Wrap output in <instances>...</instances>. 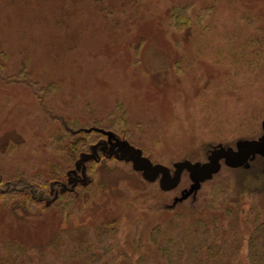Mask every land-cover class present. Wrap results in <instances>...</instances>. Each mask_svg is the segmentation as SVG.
Returning a JSON list of instances; mask_svg holds the SVG:
<instances>
[{"label": "rangeland", "instance_id": "1", "mask_svg": "<svg viewBox=\"0 0 264 264\" xmlns=\"http://www.w3.org/2000/svg\"><path fill=\"white\" fill-rule=\"evenodd\" d=\"M0 175L73 192L1 197L0 264L12 243L30 264H162L149 228L192 216L248 232L264 219V0H0Z\"/></svg>", "mask_w": 264, "mask_h": 264}, {"label": "trees", "instance_id": "2", "mask_svg": "<svg viewBox=\"0 0 264 264\" xmlns=\"http://www.w3.org/2000/svg\"><path fill=\"white\" fill-rule=\"evenodd\" d=\"M111 124L112 126L117 125L115 122ZM88 133L89 132H85L87 137L90 135V133ZM91 162L94 163L93 160ZM64 173L68 177V173L63 172V175ZM3 178L4 176L0 175V198H16V196H21L25 198V201L28 200L30 203L48 206L47 204L51 202L65 203L64 199L68 200V194L73 193L67 190L61 191L58 188L59 182L56 180L52 182L51 178L43 179L38 177L36 178L38 180L37 183L33 184H22L19 180L5 182ZM230 178L229 176L219 178L215 182L214 189H216V186L223 187L221 193L225 195L227 192L236 191L235 188H231L228 184ZM180 182L181 181H179L178 185ZM48 188L52 195L46 191ZM35 189L37 190L35 191ZM242 191L249 192L250 190L242 189ZM240 192L241 191H238L237 194ZM66 203L68 204L67 201ZM253 214L254 220L248 232L244 234H242V231L239 234L237 225L221 229L215 223L217 217H215L214 214H209L207 216H192L188 218V224H186L179 233L174 234L168 232V226L166 229H162L160 223L155 224L149 228V238L151 239L149 240L151 244H155L157 252L160 253V255H158L161 257V260H163L162 264H230V257L238 256L237 248L240 245L239 241L245 236L246 262L240 258H234L235 264H264V219H258L260 214L257 209L253 210ZM177 215H180V213H177ZM190 215H192V213ZM187 217H189V215ZM210 224L212 225L211 228ZM141 225L138 222L134 229L133 236H136V234L138 236L140 234V230L142 229H140ZM102 230L103 229H101L100 232ZM163 230H165V232H163ZM72 232L73 234L76 233L75 236L81 237V235L78 234L80 232ZM56 240L58 241V237ZM98 243H100V240ZM231 245H234V250L233 247L231 248ZM19 247H21L22 250L24 248V246L19 243H12L9 247L8 255L1 258L2 261H9V263L11 261V264H30L31 261H29V258L26 259L25 255L19 256V254H16ZM57 247H59V245H57ZM82 248L85 249L87 247L84 248V246H82ZM227 248H230V251ZM22 250L21 253H23ZM18 260L20 261L18 262ZM136 261L137 264H158L155 261H149L143 254L140 255Z\"/></svg>", "mask_w": 264, "mask_h": 264}]
</instances>
